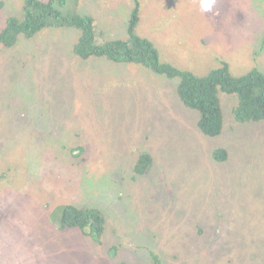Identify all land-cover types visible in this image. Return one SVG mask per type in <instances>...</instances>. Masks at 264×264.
I'll return each mask as SVG.
<instances>
[{
    "label": "rangeland",
    "instance_id": "obj_1",
    "mask_svg": "<svg viewBox=\"0 0 264 264\" xmlns=\"http://www.w3.org/2000/svg\"><path fill=\"white\" fill-rule=\"evenodd\" d=\"M27 1L0 0L5 4L0 11V34L7 20L19 15ZM231 1L221 0L220 5L225 7ZM79 2L82 13L94 19L96 30L101 29L108 39L125 37L127 29L124 24L129 18L132 0ZM159 3L165 9H158V12L156 6L141 26L152 36L158 28L163 33L164 37L158 41L161 47H165L163 52L166 50L163 59L169 56L177 68L197 69L208 49L202 46L206 23L199 22L197 18L193 20V15L200 14L199 0H159ZM220 5H216L221 12L220 19L226 10L225 14L232 21V5L224 9ZM243 12L264 24V16H254L248 7ZM220 19L217 17L218 26L221 25ZM237 45L239 54L252 53V47L246 42L238 40ZM73 47L72 38L55 33L54 29H45L32 39L21 37L13 48L1 45L0 92L4 102L8 101L7 91H10L12 107L18 108L30 88L42 83L38 75L32 73L31 67L25 79L23 73L22 82H16L11 87L7 84L6 73L12 76L15 71H21L27 56L36 62H46L55 69L68 64L73 66L71 74H74V68L79 66L72 59L75 57ZM29 49L40 50L32 52ZM63 59L68 60L63 62ZM256 59L264 72V50ZM135 82L139 91L134 87ZM163 82L164 78L152 77L146 69L131 63L117 65L109 62L99 65L97 71L84 70L74 75L73 85L66 97L72 105L65 107L71 112L73 119L68 121L72 123L64 130H57L63 134L59 139L60 146L68 143L73 148H84L82 159L85 163L81 168H72L69 162L80 165L81 160L68 154L67 148L63 149L65 152L61 158L65 157L61 164L49 161V166H53L58 174L59 186H53L59 187V196L67 198L72 187L79 188V201L92 197L97 201L96 205L109 214L113 225L118 227V236L124 246L123 252L112 260V264L119 260L132 264L145 262L148 255L146 248L160 251L159 244L165 242L163 234L159 237L160 232L166 233L167 239L171 237L174 240L179 238L178 232L189 233L195 229L194 234H188L190 236L182 242L181 254L186 264H194L203 251L210 252L220 247L243 251V244H264V237L261 236L264 233V197L250 192H259L257 181L264 184V180L258 178L264 173V129L240 125L237 131H231V137H228L229 131L216 138L203 136L192 129V126H197L196 121H191L188 111L183 108L174 85L171 82L161 85ZM8 83L13 81L9 79ZM29 94L19 109L29 110V113L31 110L36 117L24 114V118L7 121L6 108L0 106V132L5 130L6 124H16L12 126L17 138V146L8 150L1 147L0 175L13 162L26 167L31 162L32 174H35L32 164L42 159L41 151L44 150L39 138L41 126L47 123L50 127L56 120L49 111V107L54 109L55 104L43 100L44 90ZM50 94L49 91L48 96ZM86 105L88 108H83ZM74 106L78 108L73 109ZM42 111L46 114H39ZM46 117L48 121L43 120ZM227 122L233 123L230 116ZM224 139L236 148L235 154H231V159L235 155L234 161L239 163L236 169L210 159L209 151L223 146L219 144ZM250 147H254V153L261 157L259 164H255L257 168L250 159L242 156L244 148ZM6 150L13 153L5 159L2 154ZM142 152L150 153L154 158L146 175H150L152 181L148 180L137 189L143 193L131 194L130 188H133L135 180L130 174ZM231 173L234 176L230 178ZM4 182L10 183L13 188L0 190V198L7 193L23 191L20 174ZM23 200L27 201L24 197ZM59 201L64 200L60 198ZM11 203L12 207L0 212V264H91L94 251L81 256L80 245L75 244L79 238L66 235L63 231L46 229L38 218L36 221L32 219L25 205H20L19 201ZM199 225H206L208 236L200 237ZM254 246L256 254L264 249L263 245ZM240 250L237 252L239 255ZM105 256L100 257L98 263H103Z\"/></svg>",
    "mask_w": 264,
    "mask_h": 264
},
{
    "label": "trees",
    "instance_id": "obj_2",
    "mask_svg": "<svg viewBox=\"0 0 264 264\" xmlns=\"http://www.w3.org/2000/svg\"><path fill=\"white\" fill-rule=\"evenodd\" d=\"M140 2V0L133 1L129 18L124 24L127 29L124 38L108 39L106 34L101 32V29L96 30L94 19L82 13L79 0H28L21 13L17 15L18 17H10L7 20L6 26L0 34V46L2 45L5 48H13L21 37L32 39L45 29H54L55 33H60L66 38L70 37L74 40L75 57L72 59H75L79 66L74 68V74H71L73 66L66 64L63 68L59 66L55 69L50 64L43 61L36 62L29 56L26 57L24 68L21 71H15L12 76H8L6 73V82L11 87L16 82H22L23 73V79H25V75L33 67L32 73L38 75L42 83H39L38 87L32 86L29 92L34 94L38 90L45 91V94H42L43 100L55 104V110L49 107V111L55 116L56 120L52 124L53 127H49L47 123L41 126L40 131L43 134L40 144L44 147V150L41 151L42 159L32 164L33 169L36 171L35 174H32L31 164L26 167L15 162L1 172L0 190L2 192L4 188L7 190L13 188V185L6 184L4 180L17 177L19 174L23 177V191L18 190L4 194L3 198H0V212L12 207V201H19L20 205L26 206L27 212L32 214L34 221L38 218V221L46 229L55 231V226L49 222L48 215L54 207L60 204L58 200L62 198L64 201H61V203L67 206L64 219L65 230L63 232L66 235L79 238L75 244L80 245L81 256L88 251H94L95 256L91 264H107L108 260H111L110 264H112V259H117L121 255L124 246L121 237L118 236L117 225H113L112 218L105 210L96 205L98 203L92 197L88 196L79 201L81 190L75 187H72V193L70 191L72 200L70 196L67 198L64 195L59 196L58 174L53 166H49V161L61 164L63 161L61 152L65 148L70 150L71 154L79 158L81 162L85 154L84 148L81 146L73 148L68 143L60 146L59 139L63 134L61 135L57 130H64L68 124L72 123L68 121L73 119L70 116L71 112L65 107H71L72 105V101L66 97L73 85L75 74L78 72L83 73L84 70H87V72L90 70L97 71L99 65H105L109 62L135 64L148 70V72L150 71L152 77L164 78L161 85L168 82L174 85L183 108L188 111L191 121H196L197 126H192V129L198 130L203 136L216 138L229 131L228 137H231V131H237L240 125L264 129V72L259 68L256 59L261 51L255 52L251 49L252 53L250 54H239L237 43L238 40L242 41L240 39L242 32L237 16H232L231 21L227 14L223 13V17L220 19L221 12L216 8V5H220L221 0H217L211 13H203L199 4L200 14L198 16L193 15V20L197 18L199 22L206 23V34L204 40H202V46L205 45L208 48L205 51L206 56L198 63L197 69L192 67L177 68L171 62L169 56L163 59L166 50L163 52L162 49H165V47H161L158 42L164 37L160 29H155L154 36H152L141 26L144 20L150 18L156 6L157 10H164V5L159 3V0H152L150 3L147 0L144 4ZM4 5L3 2L0 3V11L4 8ZM217 17L221 21L220 26L217 25ZM29 50L33 52L40 49ZM66 60L68 59L62 61ZM210 60L215 62L213 64L212 62L209 63ZM216 60H218V63ZM9 79L13 83L9 84ZM49 91L51 94L48 96ZM29 92L25 98L20 100L18 108L12 107L10 91H7V102H4L0 92V106L6 108L7 121L24 118V114L36 117V114L31 113V110L29 113V110L19 109L30 95ZM9 105L11 106L9 107ZM72 108L77 109L78 106ZM83 108H88V105ZM39 114L45 115L46 111ZM229 116L232 118L233 123L231 124L227 122ZM43 120L48 121L47 117ZM12 125L15 126L16 124H6L5 130L0 132V153H2L1 147H7L8 150L12 146H17L16 132L13 131ZM35 144L38 145L36 142ZM219 145L223 146L209 151L211 161L225 167L232 166V169H236L239 163L238 161L237 164L235 163V155L231 159V154L236 152L234 145L225 139ZM259 146L261 145L259 144ZM50 147H52V152L48 155ZM7 150L6 153L4 152L5 154H2L5 159L13 153L7 152ZM242 156L250 159L252 165L256 168L261 160V157L254 153V147L244 148ZM153 160L154 158L150 153H141L137 165H134L135 169L130 174L132 179L135 180L133 182L134 189L130 188L131 194L143 193V191L137 189L150 180V175H146L152 168ZM83 162L85 163V161ZM255 164L257 165L255 166ZM242 172L244 173V170ZM232 176L234 174L231 173L228 177L231 178ZM258 178L264 180V173ZM53 184L57 186H53ZM256 186L259 192H250L253 195L264 197V193H261L264 190V184L257 181ZM23 197L27 201H24ZM199 229L198 232L201 234V238L209 235L206 225H199ZM194 232V228L189 233H186V231L184 233L178 232L179 238L174 240L171 237L167 239L168 236L164 232L158 233L159 237L162 234L165 236V242L159 244L160 251L146 248L147 260L141 264H167L165 260L168 264L172 261L173 264H186V261L182 259L183 254H181L182 242H185L190 236L188 234H194ZM261 236L264 237V233H261ZM118 241L119 246L117 245ZM170 244H174L175 247ZM261 245L264 246V244ZM253 246L252 244H243L241 247L243 251L239 249L240 255L237 254L239 250L233 251L225 247L215 248L210 252L203 251L198 259L194 261V264H264V249L258 250V253L255 254ZM104 254L107 260L98 263L99 258L104 257ZM113 264L132 263L119 260Z\"/></svg>",
    "mask_w": 264,
    "mask_h": 264
},
{
    "label": "clouds",
    "instance_id": "obj_3",
    "mask_svg": "<svg viewBox=\"0 0 264 264\" xmlns=\"http://www.w3.org/2000/svg\"><path fill=\"white\" fill-rule=\"evenodd\" d=\"M134 0H132L133 2ZM142 4L146 3L147 0H140ZM149 3L152 1V0H148ZM217 3V0H199V4H200V10L203 12V13H208V12H211L214 5ZM228 5H232V8H231V15L232 16H237V18L239 19V26L241 25L240 29H241V32H242V36H241V40L246 42L248 45H250L253 49V51L255 52H259V51H262L264 50V24H260L258 22H256L254 19L246 16L243 12L244 8L245 7H248L252 14L254 16H264V10L262 9V5H264V0H233L231 1ZM227 5V6H228ZM225 6V7H227ZM224 6L222 7L223 9L225 8ZM223 13H226V10H224ZM114 64H117L118 63H114ZM132 66H138V65H135V64H132ZM141 67V66H140ZM148 71V70H147ZM150 72V71H149ZM134 87L136 90H138V86H137V83L135 82L134 83ZM139 91V90H138ZM40 134L39 135V138L41 139L42 137V134L43 132L40 131ZM53 147V146H52ZM52 147H51V151L48 152V155L52 152ZM65 151L62 150L61 152V156L63 155ZM68 154H71V151L68 150ZM72 155V154H71ZM73 156V155H72ZM65 156H63V159H64ZM73 158L75 159H79V158H76L73 156ZM14 159L16 161H18V158L15 156ZM84 161V160H83ZM81 162L80 165L78 164H75L73 162H70V166L72 168H81L83 165L84 162ZM31 164V162L28 164V166ZM21 166H25L24 164L21 163ZM60 200V199H59ZM60 204L59 205H64L61 203V201H59ZM57 204V203H56ZM57 205V206H59ZM56 206V205H55ZM56 206V207H57ZM54 207L49 215L51 214V212L56 208ZM67 211V210H66ZM49 215H48V218H49ZM252 245H261V244H252ZM254 249H255V246H253ZM255 253V252H254ZM253 253V254H254ZM256 254V253H255ZM254 254V255H255ZM113 260V259H112ZM107 264H110V261L107 263Z\"/></svg>",
    "mask_w": 264,
    "mask_h": 264
},
{
    "label": "water",
    "instance_id": "obj_4",
    "mask_svg": "<svg viewBox=\"0 0 264 264\" xmlns=\"http://www.w3.org/2000/svg\"><path fill=\"white\" fill-rule=\"evenodd\" d=\"M67 206L59 205L57 206L49 215V222L55 226L57 231H64V219L66 214ZM217 235V233L215 234Z\"/></svg>",
    "mask_w": 264,
    "mask_h": 264
}]
</instances>
